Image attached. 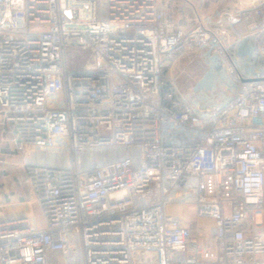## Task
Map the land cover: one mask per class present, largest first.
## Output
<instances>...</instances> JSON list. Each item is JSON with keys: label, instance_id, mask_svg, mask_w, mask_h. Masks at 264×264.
I'll list each match as a JSON object with an SVG mask.
<instances>
[{"label": "built area", "instance_id": "built-area-1", "mask_svg": "<svg viewBox=\"0 0 264 264\" xmlns=\"http://www.w3.org/2000/svg\"><path fill=\"white\" fill-rule=\"evenodd\" d=\"M166 5L0 0L2 125L24 155H68L25 162L43 225L0 221V264H52L53 251L70 264H179L200 244L169 207L189 202L214 220L220 264H264V62L240 63L251 45L264 59V0L235 23L196 14L187 26ZM68 46L90 49L93 67L71 70ZM190 53L209 97L197 80L179 86ZM115 145L126 155L80 170L79 152Z\"/></svg>", "mask_w": 264, "mask_h": 264}, {"label": "crops", "instance_id": "crops-1", "mask_svg": "<svg viewBox=\"0 0 264 264\" xmlns=\"http://www.w3.org/2000/svg\"><path fill=\"white\" fill-rule=\"evenodd\" d=\"M252 3L253 0H232L229 4L221 5V9L217 8V15L235 16L239 8L252 6ZM227 21L229 22L226 20V23ZM43 154L33 150L24 155L17 151L11 141L10 132L2 125L0 115V206L6 207L0 213V220L23 219L31 225L42 227V218L39 219L40 211L29 187L24 182L26 175L24 159L26 157L40 161ZM169 211L181 218L190 228L192 238L200 244L198 251L183 254L179 264H187L185 262L187 255L196 257L197 264H220L222 253L214 237V220L199 216L196 205L192 202L172 205ZM49 257L52 264H60L64 254L61 251H53Z\"/></svg>", "mask_w": 264, "mask_h": 264}, {"label": "rangeland", "instance_id": "rangeland-1", "mask_svg": "<svg viewBox=\"0 0 264 264\" xmlns=\"http://www.w3.org/2000/svg\"><path fill=\"white\" fill-rule=\"evenodd\" d=\"M232 0H164L167 4L166 8L173 10L175 13L176 19L179 21V24L183 26L192 25L195 22V15H201L204 17H211L213 20L218 19L217 8L221 9V5L229 4ZM248 7V6H247ZM227 16V15H224ZM101 17L102 19L109 18V7L107 2L102 3L101 8ZM236 32L231 31L230 42H237L240 40V37L243 36L246 31V26L244 24L237 23L235 26ZM233 35V37H232ZM247 40L244 38L241 42L246 43ZM249 45V44H248ZM247 47V46H246ZM253 45L248 48H244L243 56L244 60H240V63L243 67L254 66V64H259L264 62V59L257 60L252 54ZM192 59V62L190 60ZM255 62V63H254ZM92 51L90 49H81L79 47L68 46L67 47V65L71 70H82L90 69L93 67ZM181 69L184 70L181 72L178 78L179 86L183 91H187L190 85L197 80V88L195 93L206 98L210 96V92L202 90V80L198 78L204 71V66L200 63L194 54L190 53L181 63ZM134 154L137 155V151L134 150ZM126 155L124 148L119 145L115 146H104V147H87L83 151L79 152V157L81 158L80 170H88L100 165L103 162L114 161L122 156ZM67 148L66 146H57L51 150L50 156L47 153L43 154L42 160L38 163L45 165H65L67 162ZM140 157V155H139ZM27 163L32 162V158L24 159ZM5 206H0V213L5 210ZM264 210V204H263ZM39 217V219H41ZM43 223V220H41ZM79 251L81 254L80 242L78 241ZM62 263L60 264H70L69 258L63 257Z\"/></svg>", "mask_w": 264, "mask_h": 264}, {"label": "water", "instance_id": "water-1", "mask_svg": "<svg viewBox=\"0 0 264 264\" xmlns=\"http://www.w3.org/2000/svg\"><path fill=\"white\" fill-rule=\"evenodd\" d=\"M224 19L235 22L237 21L238 18L236 16H224ZM0 221H3V220H0Z\"/></svg>", "mask_w": 264, "mask_h": 264}]
</instances>
